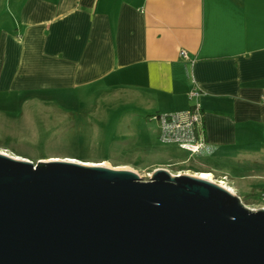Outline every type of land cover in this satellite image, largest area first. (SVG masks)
Returning a JSON list of instances; mask_svg holds the SVG:
<instances>
[{"label":"crops","instance_id":"0c3cea01","mask_svg":"<svg viewBox=\"0 0 264 264\" xmlns=\"http://www.w3.org/2000/svg\"><path fill=\"white\" fill-rule=\"evenodd\" d=\"M93 85L130 97L144 119L186 110L197 88V162L233 184L253 177L264 169V0H0V91Z\"/></svg>","mask_w":264,"mask_h":264},{"label":"water","instance_id":"95a60500","mask_svg":"<svg viewBox=\"0 0 264 264\" xmlns=\"http://www.w3.org/2000/svg\"><path fill=\"white\" fill-rule=\"evenodd\" d=\"M0 264H264V209L164 168L0 153Z\"/></svg>","mask_w":264,"mask_h":264},{"label":"rangeland","instance_id":"374dc122","mask_svg":"<svg viewBox=\"0 0 264 264\" xmlns=\"http://www.w3.org/2000/svg\"><path fill=\"white\" fill-rule=\"evenodd\" d=\"M127 99L100 85L21 94L0 91V151L34 164L54 157L103 163L130 170L141 181H148L157 168L171 175L208 172L197 162L203 161L200 155L191 157L179 146L161 144L154 123L134 109V100ZM262 162L264 155L258 165ZM242 167L244 163L238 171ZM210 174L214 183L224 178L222 186L247 209H264L263 168H255L253 177L237 184Z\"/></svg>","mask_w":264,"mask_h":264},{"label":"built area","instance_id":"2783aa9c","mask_svg":"<svg viewBox=\"0 0 264 264\" xmlns=\"http://www.w3.org/2000/svg\"><path fill=\"white\" fill-rule=\"evenodd\" d=\"M179 56L187 59L185 51ZM200 92L193 88L187 93V99L192 103L184 111L155 113L146 119L154 123L157 139L161 144L176 145L191 156L197 154L205 144L203 113L197 99ZM224 179V178H222ZM219 183H222V180Z\"/></svg>","mask_w":264,"mask_h":264},{"label":"bare ground","instance_id":"6f19581e","mask_svg":"<svg viewBox=\"0 0 264 264\" xmlns=\"http://www.w3.org/2000/svg\"><path fill=\"white\" fill-rule=\"evenodd\" d=\"M0 153L1 154H4V155H7L6 153H4V152H1L0 151ZM16 158V157H15ZM16 159H19V160H22V158H19V157H17ZM68 160H63V161H66V162H72V163H80V164H82V165H84V166H101V165H104L103 163H93V162H88V161H78V160H76V158H74V157H69V158H67ZM22 161H24V160H22ZM46 161H60V159L59 158H56V157H54V158H50V160H46ZM184 174H186V173H184ZM191 176H194V177H197V178H200V179H204V180H206V181H210V182H213L214 180H213V176L210 174V173H207V172H199V173H196V174H192ZM217 183V182H216ZM218 185H220L221 187H224V186H222V183L220 182V183H217ZM227 191H229L230 193H232V191L230 190V189H228V188H226V187H224Z\"/></svg>","mask_w":264,"mask_h":264},{"label":"trees","instance_id":"16d2710c","mask_svg":"<svg viewBox=\"0 0 264 264\" xmlns=\"http://www.w3.org/2000/svg\"><path fill=\"white\" fill-rule=\"evenodd\" d=\"M154 114H155V113H154ZM261 197H263V198H264V192L262 193ZM260 200H264V199H262V198H261Z\"/></svg>","mask_w":264,"mask_h":264}]
</instances>
